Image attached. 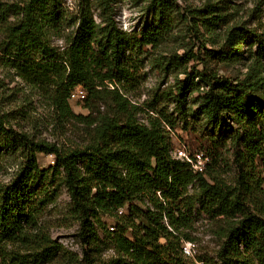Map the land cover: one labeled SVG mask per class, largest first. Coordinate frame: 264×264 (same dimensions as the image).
<instances>
[{"label":"trees","instance_id":"16d2710c","mask_svg":"<svg viewBox=\"0 0 264 264\" xmlns=\"http://www.w3.org/2000/svg\"><path fill=\"white\" fill-rule=\"evenodd\" d=\"M145 1L151 23L128 32L116 21L114 0L95 1L100 22L90 0L73 14L64 0H0V62L48 98L57 128L73 123L85 133L80 143L60 145L16 129L9 114L0 113V168L8 157L21 158L12 178L0 179V264H208L206 256H188L183 248L186 241L196 244L191 231L200 214L221 240L215 264H264V31L234 27L207 57L195 52L193 41L203 21L184 12L185 52L161 61L185 76L176 90L156 95L142 122L140 106L128 98L140 85V59L171 39L181 13L175 0ZM57 38L63 49L54 45ZM248 40L256 50L243 78L208 66L209 59L239 60ZM193 60L204 69L189 70ZM78 88L87 92L88 115L71 106ZM196 89L194 110L189 102ZM165 98L175 112L162 105ZM100 102L108 110L95 115ZM191 115L214 128L197 137L210 157L203 172L173 156L171 134L188 130ZM228 140L235 177L224 164ZM39 153L54 155L55 164L41 167ZM63 186L80 223L82 254L66 249L40 222ZM108 250L114 253L104 258Z\"/></svg>","mask_w":264,"mask_h":264},{"label":"rangeland","instance_id":"374dc122","mask_svg":"<svg viewBox=\"0 0 264 264\" xmlns=\"http://www.w3.org/2000/svg\"><path fill=\"white\" fill-rule=\"evenodd\" d=\"M84 0H64L68 12L73 14L78 5ZM94 4V13L98 22L100 10L96 7V0H90ZM181 13H177V22L171 39L159 47L157 50L146 52L140 59L139 76L140 85L129 94V100L139 105L141 110L138 113L142 122L148 120L149 104L156 99L157 94H163L166 90H176V83L184 78L182 69H166L165 61L176 54H184V46L188 37L185 23L182 21L184 12L195 15L203 22L200 23L199 39H194L196 44L195 52L199 51L208 57L207 49H218L224 41L228 31L238 26H246L256 31H264V0H175ZM115 18L121 28L128 32L143 29L151 23L153 11L145 0H114ZM215 21L216 25L209 21ZM4 32L0 27V41L4 37ZM248 40L242 44L239 60L230 63H216L214 60L207 61V64L220 75L243 78L249 70L252 62V54L256 50V45ZM54 45L63 49L64 42L61 38L54 40ZM207 60V59H206ZM205 63H197L193 60L189 63L188 69L196 68L198 71L204 69ZM112 87V86H111ZM114 88V87H112ZM201 89H196L189 102L190 108L194 110L198 105V98ZM71 106L75 113L88 115L91 111L86 106L85 98H71ZM162 105L166 106L170 112H175V103L171 99H163ZM99 112H106L108 105L100 102L96 104ZM50 101L43 94L32 87L21 76L2 62H0V113L7 112L13 127L18 130L29 132L36 139H45L57 144L80 143L85 137L83 125H69L67 129H60L55 126V114ZM176 114V113H175ZM192 118V115L190 119ZM192 123L188 130L181 128L172 132L171 136L175 149L184 148L188 152L200 150L197 137L213 134L214 128L209 126L205 118H192ZM217 136L219 130L216 131ZM228 135L222 136L225 141ZM234 147L228 140L223 147L225 158V169L228 177H235L236 165L234 157ZM175 157V151L173 153ZM38 158L43 168H48L55 164V156L52 154L39 153ZM21 158L8 157L0 168V179L9 181L16 172L17 164ZM71 197L66 187H62L58 199L49 204L41 215L40 222L51 233L52 237L64 245L70 251L82 254V246L78 238L80 223L71 214ZM214 223L205 214L198 215L194 229L191 231L195 238L193 254L196 256H206L208 264L218 262L216 251L220 248L221 240L215 234ZM112 250L106 251L104 258L113 255ZM213 258V260H211ZM63 264V263H55ZM201 264V263H199Z\"/></svg>","mask_w":264,"mask_h":264},{"label":"built area","instance_id":"2783aa9c","mask_svg":"<svg viewBox=\"0 0 264 264\" xmlns=\"http://www.w3.org/2000/svg\"><path fill=\"white\" fill-rule=\"evenodd\" d=\"M87 92L83 88H78L72 94V97L75 98H86ZM175 151V158L181 159L183 161H187L191 164L193 170L195 172H203L205 171L207 164L210 162V157L205 154V152L197 150L196 152H188L184 148L176 149ZM173 151V153H174ZM121 210L120 212H122ZM195 243L191 241L184 242L183 248L184 253L188 256L195 257L193 254V248L195 247Z\"/></svg>","mask_w":264,"mask_h":264}]
</instances>
